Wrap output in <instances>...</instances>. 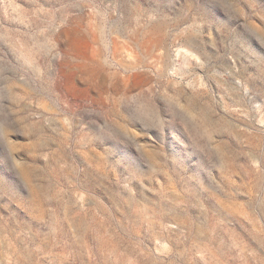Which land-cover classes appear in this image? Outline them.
Segmentation results:
<instances>
[{"label":"rangeland","instance_id":"374dc122","mask_svg":"<svg viewBox=\"0 0 264 264\" xmlns=\"http://www.w3.org/2000/svg\"><path fill=\"white\" fill-rule=\"evenodd\" d=\"M0 264H264V0H0Z\"/></svg>","mask_w":264,"mask_h":264}]
</instances>
